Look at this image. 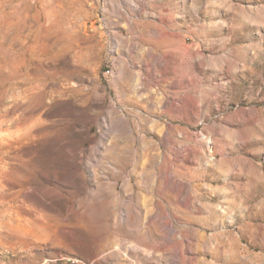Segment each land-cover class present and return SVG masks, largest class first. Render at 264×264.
Here are the masks:
<instances>
[{"label":"rangeland","instance_id":"374dc122","mask_svg":"<svg viewBox=\"0 0 264 264\" xmlns=\"http://www.w3.org/2000/svg\"><path fill=\"white\" fill-rule=\"evenodd\" d=\"M0 264H264V0H0Z\"/></svg>","mask_w":264,"mask_h":264},{"label":"built area","instance_id":"2783aa9c","mask_svg":"<svg viewBox=\"0 0 264 264\" xmlns=\"http://www.w3.org/2000/svg\"><path fill=\"white\" fill-rule=\"evenodd\" d=\"M110 72V70H107V73H109Z\"/></svg>","mask_w":264,"mask_h":264}]
</instances>
